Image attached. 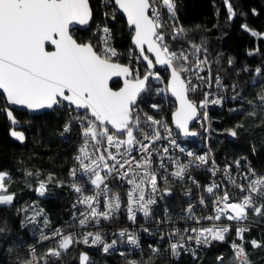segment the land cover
<instances>
[{
  "label": "snow or ice",
  "instance_id": "6c2138e0",
  "mask_svg": "<svg viewBox=\"0 0 264 264\" xmlns=\"http://www.w3.org/2000/svg\"><path fill=\"white\" fill-rule=\"evenodd\" d=\"M224 2L229 18L234 17L231 3L229 0ZM100 3L109 8L103 13L105 18L111 13V18L115 19L117 11L126 16L133 31V44L140 53L138 62L140 59L145 62L143 76L138 69L114 62L117 51L111 46V29L106 24L96 25L93 36L97 43L92 40L80 42L74 37L78 28H89L94 24V9L90 0H0V93L4 102L0 111L6 114L11 124L16 125L18 121L9 105L32 112L67 107L75 113L72 121L80 129L81 144L74 157L75 166L69 171L70 187L78 194L72 206L76 212L72 217L74 223L70 222L67 226L81 229H88L90 225L99 226L102 221L112 220L122 207L127 219L133 223L138 214H142L145 220H152L155 218L153 206L158 198L171 195L168 185L179 181L197 189L202 187L198 203L207 208L206 200H210L212 214L196 216L194 205L189 202L186 214L179 218L194 221V226L182 230L172 228L167 232L172 257L179 259L181 252H184L191 254L195 260L202 247L208 248L213 242H225L232 227L228 221L235 222L237 239L251 244L253 249L264 248V242L255 239L246 241L245 232L250 229L241 226V222L249 219L250 213L256 217L264 216V174L258 175L250 162L244 171L240 160H236L233 163L239 170L236 175L241 182H238L232 175V165L221 169L214 159L209 165V154L185 153L166 121L138 110L137 100L141 93L148 90L150 78L161 81L160 74L154 71L156 65L170 71L167 90L177 102L173 123L184 137L197 135L190 130L189 124L197 117L201 122L208 120L206 109L210 104L223 106L222 96L215 95L210 99L213 94L204 91L213 88L207 50L194 43H189L188 47L171 48L166 39L167 36L179 42L185 35L186 30L178 22L176 0H100ZM164 16L167 17L166 21L163 20ZM166 25L171 27V33L163 31ZM242 27L251 31L247 25ZM251 34L264 38V34L255 31H251ZM146 52L151 53L154 60ZM232 63L233 60L229 58L228 64ZM114 76L124 77V86L118 91L109 87V81ZM254 77L259 80L254 78L252 86L260 84L261 87L256 98L259 104L248 100L252 108L247 114L264 117V73L260 67L255 68ZM214 84L218 90H227L219 75L215 76ZM197 90L203 91L199 104L189 98L190 93ZM231 90L233 95L230 99L241 102L246 99L237 91L235 84L231 85ZM151 107L159 111V105L153 104ZM238 110L229 109L233 112ZM72 121L65 123L64 133L71 131ZM240 128L243 125L237 124L227 131L230 136L236 137ZM11 135L20 142L25 140L23 133L14 129ZM163 140L168 141L167 145H158ZM177 151L191 159L182 161L175 154ZM242 159L247 161L246 157ZM201 166H208L206 170L212 177L221 173L226 178V184L237 189L239 195L230 196L225 183L216 179L201 186L190 175L191 168ZM51 180L49 176L48 182ZM110 182L124 190L123 199L120 191ZM9 183L8 175L0 173V206L13 205L15 197L8 192ZM60 183L63 184V181ZM85 184L91 186V194H85ZM36 191L39 196H44L47 182H39ZM185 195L191 196V187H188ZM30 207L32 214L25 217L24 224L42 223L38 242L51 241L52 246L38 255L35 245H30L29 258L21 261V264H52L53 258L61 259L70 248L79 244L88 247L102 245L104 253L115 250L117 240L135 248L140 247L138 235L128 229L114 233L116 239L110 243L105 241L100 231L65 234L57 228L46 233L44 227L49 221L43 209L36 205ZM28 210L23 209L25 212ZM40 216L44 217L42 222L37 220ZM165 217L168 221L172 219L167 209ZM202 221L210 223L205 225ZM142 230L149 232L148 228ZM4 231L5 227L0 226V233ZM160 239L164 240L165 235L161 234ZM149 247L153 254L161 252L159 247ZM230 248L233 264H251L244 243L233 241ZM119 254L126 255L124 251ZM217 261L218 264H228L222 255L217 257ZM79 264H90L87 253L79 255ZM129 264L135 262L130 261Z\"/></svg>",
  "mask_w": 264,
  "mask_h": 264
},
{
  "label": "trees",
  "instance_id": "16d2710c",
  "mask_svg": "<svg viewBox=\"0 0 264 264\" xmlns=\"http://www.w3.org/2000/svg\"><path fill=\"white\" fill-rule=\"evenodd\" d=\"M235 12L234 17L229 18L224 0H176V14L178 22L183 26L185 37L207 50L206 56L211 65L213 77L219 75L228 83L229 93L231 85L246 99L241 102L227 100L223 106L214 105L210 109V134L209 143L211 149L219 161H231L239 155L248 157L252 165L264 170V117L248 115L252 105L247 103L252 100L259 104L256 99L261 91L260 84L252 86L254 70L257 67L264 73V38H258L251 34L255 31L264 34V0H229ZM94 9V24L89 28H78L74 36L81 42L92 40L97 43L92 29L100 23L109 24L112 40L115 46L123 53L122 61H128V53H132V60L138 63L137 69L142 76L146 69L142 59L131 44L132 29L127 25L123 16L117 11L115 19L105 18L103 13L109 8L103 7L100 0H90ZM165 20L167 17L164 16ZM242 25H247L245 30ZM163 31L172 32L167 25ZM168 39L170 47L175 42ZM181 39V42L186 40ZM180 41V40H179ZM249 53H253L249 55ZM231 58L233 63L228 64ZM132 66V64H130ZM248 70L245 71L244 69ZM163 84L166 86L167 70H159ZM119 81H113V87L119 86ZM155 86V82L149 80V87L139 98L137 105L151 113H166L170 117L175 108V102L166 94L149 91ZM166 99V101L164 100ZM193 101H195L193 99ZM235 103V104H234ZM159 105V112L151 105ZM168 109L165 110V105ZM0 106H4L2 93H0ZM231 108L239 109L236 112L229 111ZM15 115L29 126H25L26 142L21 143L10 136L11 124L6 114L0 111V172L5 171L10 178L8 192L14 194L12 206H0V226L6 231L0 233V264H21V261L29 258V246L35 245L37 254L45 252L52 242L39 243V228L43 224H24L25 217L32 214L30 206L36 205L43 209L49 221L44 231L57 226L68 227L72 221V202L75 192L70 187L71 177L69 171L74 164V154L77 151L80 137V129L75 121H72V113L67 107L54 108L38 115H32L27 111L14 109ZM259 112V107H257ZM72 121L71 131L63 132L65 123ZM242 124L243 128L237 129V136L231 138L228 129ZM192 128L198 130L199 125L195 122ZM194 145L195 140L188 141ZM253 146L255 151H253ZM31 173L32 175H29ZM205 179L203 173L195 172ZM52 180L48 182V177ZM41 181L47 182L46 194L55 201V208H43L36 189ZM63 181V184L60 182ZM173 189L172 197H181L189 185L174 182L168 185ZM192 189V186H191ZM178 201L180 199H177ZM178 201L169 200V204H177ZM28 208L27 212L23 209ZM43 216L37 217L42 222ZM245 232L246 241L256 239L264 242V216L254 220ZM153 242L148 238L142 240L141 252H135L125 256L111 251L104 253L95 246L88 247L83 244L74 245L63 254L61 259L53 258L52 264H79V255L86 251L92 260L90 264H127L138 259L137 264H218L217 257L222 255L228 264H233V253L226 242H213L208 248L199 252L198 258L182 254L179 259L167 258L160 254H153L147 243ZM251 264H264V248L253 249L251 244L244 242Z\"/></svg>",
  "mask_w": 264,
  "mask_h": 264
},
{
  "label": "built area",
  "instance_id": "2783aa9c",
  "mask_svg": "<svg viewBox=\"0 0 264 264\" xmlns=\"http://www.w3.org/2000/svg\"><path fill=\"white\" fill-rule=\"evenodd\" d=\"M163 20H165V18H163ZM105 24L110 28L109 24H107L106 22L100 23L99 25L103 26ZM92 31L96 32V26L92 29ZM183 39L186 40V41L185 42H181V40H180L179 42H175V44L171 48H177L179 46L188 47L189 43H194V42H192L190 40H187L185 35H184ZM110 43H111V46L113 48H115L116 51H117V56L113 58L114 61L123 62L122 61V58L124 57L123 53L121 52V50H119L115 46V44H114V42L112 40V33H111V41H110ZM194 44H196V43H194ZM127 58H128V61L130 62V63H127V64H129V65L132 64L131 67L133 69H137L138 63L135 62L134 60H132V53L131 52L128 53ZM124 63H126V62H124ZM211 72H212V70H211ZM212 75H213V73H212ZM214 80H215V77H213V88L212 89H204V91H209L210 93L213 94L212 96H210V99L214 98L215 95H220V96L223 97V103H225L227 100L235 101V100L230 99V97L233 95V92L229 93L230 91H228V89H229L228 86H230V85L222 80L223 85L225 86V88L227 90L226 91H221V90H218L215 87ZM193 82L197 83V81H193ZM161 90H166V86L163 84V82L155 83V86H153V88L151 90H149V91L150 92L151 91H155V92L162 93L163 96L166 94L169 98H171L168 95L167 90L166 91H161ZM189 98L191 100L194 99L195 101H193V102L199 104V102L203 99V91L197 90L195 93H190ZM164 100L166 101V99H164ZM213 106L214 105L210 104L208 106V108L206 109L207 112H208V120L201 122L200 117H197V119L195 120V122H197L198 125H199V129L197 130L198 131L197 137L195 139H193V140H195L194 145L189 144L188 142L182 140L179 137L178 132L175 130V128L171 124L170 117L168 118L166 113H164V112L163 113H151V112H148V111H146V110H144L142 108H139V107H138V110L141 113H148L149 115L154 116L156 119H162V120L166 121L168 123V126L171 128L173 137L177 140V143L180 144V146L185 149V153L190 151V152H193L195 155L209 154L210 157H211V159L209 161V165L211 164V160L214 159L215 162H216V165L219 168H221V169H223L226 165H232V175H233L234 178L237 179L238 182H241L239 176L236 175L237 171H239V170H237L235 168V165L233 163L236 160H240L241 169L242 170L246 171L248 162H250L251 167L256 171V173L258 175L259 174H264V170L260 171V170L256 169L252 165V163L248 159V157H246L244 155H239L238 157H236L235 159H233L231 161H228V160L219 161L216 158V156L214 155V153H213V151L211 149L210 143H209L210 109ZM167 109H168V104L165 105V110H167ZM142 119H143V116H142ZM162 135H163V133H162ZM167 143H168L167 140H163L161 142H158V145H161V144L162 145H167ZM80 144H81V140L79 142L77 151L74 154V157L78 154V149H79ZM185 153H179L177 151L175 154L179 155L182 161L187 162V160L191 159V158L187 157ZM243 157H246L247 161L242 159ZM74 166H75V164H73L72 167H74ZM207 167L208 166H201L200 168L193 167V168L190 169V175L192 177H194L197 181H199V184L201 186H204V185H207V184L211 183L213 179H216L218 181L224 182L226 187H227V189L229 190L230 196L237 197L239 195L237 189H235L231 185H227L226 184V178L223 177L221 175V173H217L216 177H212L211 173L206 170ZM196 171H198L199 173H203V175H205V179L201 180V176L197 175L195 173ZM78 179L83 180L84 178L78 177ZM177 182H179V181H177ZM187 185H189L191 187L190 184H187ZM111 186L114 187V188H117V184L116 183H111ZM84 187H85V194H91L90 191H89L91 186L85 184ZM117 190L120 191L121 197L123 199L124 198V190L120 189V188H117ZM186 191H187V189H185L183 191V193L181 194V197L180 196L172 197L174 193H173V189L171 188V195H169V196L166 195V196H164L163 199H159L158 198L157 204L153 206V211L155 213V218L152 219V220H145L144 217L142 216V214H138L136 222L133 223L132 221L127 219V213L124 210V208L122 207L120 212L117 213L116 216L112 220H110V221H102L101 224L99 226H96V227H93V226L90 225L88 229H81V228L75 227V226L71 227V228H67V227H65L66 225H57V226H54V227L46 230L45 232L46 233H51L52 230L57 229V228L62 229V231H64L65 234H67L69 232H71V233H80L82 231H93V232L100 231V233L104 237L105 241L110 243L113 239H116V236L114 235V233H117L120 229H128L129 231H133V232H135L138 235V238H139V241H140V247L139 248H135V247H133L131 245H128L126 243H122L120 240H117L116 249L115 250H110L109 252L114 251V252L119 254L121 251H124L126 253V255H128L129 253L132 254V253H135V252H141V249H142V246H143L142 245V240L144 238H148L150 241H153V242L147 243V246H148V248L150 250H151V248L149 247V245H153V246L159 247L161 249V252L159 253L160 255L165 256L167 258H175V257L171 256L170 250L168 249L167 232L170 229H172V228H179V229L182 230L185 227L194 226V223H195L194 221H191V220L185 221V220L179 218V217H181V216L186 214L185 213V209L188 207L189 202L192 205H194L193 211L196 214V216L199 217V216H202V215H205V214H209V215L212 214V205H211V201L210 200H206V203H208V205H209L207 208L201 206L198 203L199 196L202 193V187L200 189H197L195 186H192L191 196H186L185 195ZM205 195H207V194H205ZM77 196H78V194L75 193V197L73 199L72 206L76 202ZM174 199H175V201H178L177 199H180V200L177 202V204H174V205L168 203L169 200L171 202V200H174ZM165 209H167L168 215L172 218L171 221H168L166 219V217H165ZM74 212H76V209H74L72 207V215H71V217H73V213ZM77 215H79L78 212H77ZM256 219H259V217H256V216H254V215H252L250 213L249 219L247 221L241 222V226L249 228L250 225L252 223H254V220H256ZM222 220H223V218H222ZM209 223L210 222H208V221H202V224H205V225H207ZM217 223H220V222H217ZM227 223L232 226L231 227V231H230L229 234H227L226 241H225L228 244L229 248H230V244L233 241H235L238 244L239 243H244V241H240L239 239L236 238V235H235V233H236L235 222L234 221H228ZM143 228H148L149 232H144L142 230ZM161 234L165 235V239L164 240L160 239V235ZM245 240H246V238H245ZM46 242H51V241H46ZM46 242H43V243H46ZM51 246H52V244H51ZM192 246L195 247L194 243H193ZM95 247L97 249L102 250L103 246L99 245V246H95ZM203 249H204L203 247L201 249H199L198 250V254ZM182 254H186V253L181 252V255ZM186 255L191 256V254H186ZM132 261H134L135 264H137L138 259H134L133 258ZM127 264H129V263H127Z\"/></svg>",
  "mask_w": 264,
  "mask_h": 264
},
{
  "label": "water",
  "instance_id": "95a60500",
  "mask_svg": "<svg viewBox=\"0 0 264 264\" xmlns=\"http://www.w3.org/2000/svg\"><path fill=\"white\" fill-rule=\"evenodd\" d=\"M119 13L123 16V18L125 19V21H126V23H127L126 16H124V14L121 13V12H119ZM127 25H128V23H127ZM128 26H129V25H128ZM81 29H84V28H81ZM74 37H75V36H74ZM75 38H76V37H75ZM76 39H77V38H76ZM77 40H78V39H77ZM78 41H79V40H78ZM80 42H81V41H80ZM85 42H86V41H85ZM131 44H132V46L135 48V50L137 51L138 55L140 56L139 50L136 49L135 45L133 44V31H132V36H131ZM145 54L148 55L150 59H153V60H154V57L152 56L151 53H147V52H146ZM142 61H143V60H142ZM114 62H117V63L123 64V65H128V66H130L129 64L124 63V62H119V61H114ZM143 63L145 64L144 61H143ZM130 67H131V66H130ZM131 68H132V67H131ZM163 69L167 70V69H166L165 67H163V66L156 65L154 71L159 73V70H163ZM167 72H168V76H167V79H166V90L168 89V82H169V80H170V71L167 70ZM142 76H143V75H142ZM150 80L153 81V82H155V83H160V82L162 81V79H161V81H156V80H154V79H152V78H150ZM113 81H119V82H120L119 86H117V87H113V86L111 85V83H112ZM123 86H124V77L114 76V77H112V79L109 81V87H111L114 91H118V90H120ZM167 93H168V95H169V96L174 100V102H175V108L172 110V112H171V114H170V120H171V124H172V126H173V127L175 128V130L178 132L179 137H180L182 140L188 142V141H190V140L195 139V138L197 137V135H198V131H197L196 129L192 128V125L195 123V120H196V119L190 122V124H189V128H190L191 131H195V132L197 133V135H196V136L184 137L183 134L180 133V131H179L178 129H176L175 124L173 123V114H174V112H175V110H176L177 102L175 101V98L172 97L170 90H167ZM142 94H143V93H141V96H142ZM141 96H140V97H141ZM140 97H139V98H140ZM139 98H138V100H139ZM138 100H137V102H138ZM8 107H10V108L12 109L13 114H14L15 118H16L17 121H18V123H17L16 125L11 124V122L9 121V123L11 124V128H10V131H9L10 136H11L14 140H16V139L11 135V131L14 129V130H16V131L22 132L23 135L25 136V140H24L23 142H21V143H25V142H26L27 137H26V132H25V130H24V127H25V126L28 127L29 124H28L27 122L21 121V120L15 115L14 109L27 111L28 113H30V114H32V115H38V114H41V113H43V112H45V111L52 110V109H42V110H39V111H36V112H32V111H29V110H27V109H25V108H23V107H19V106H10V105H9ZM53 109H54V108H53ZM230 137H231V138H235V137H232V136H230ZM16 141H18V140H16ZM19 142H20V141H19ZM167 196H169V195H167ZM84 253H87V254L89 255V258H90V261H91V260H92L91 255H90L88 252H86V251H84Z\"/></svg>",
  "mask_w": 264,
  "mask_h": 264
},
{
  "label": "rangeland",
  "instance_id": "374dc122",
  "mask_svg": "<svg viewBox=\"0 0 264 264\" xmlns=\"http://www.w3.org/2000/svg\"><path fill=\"white\" fill-rule=\"evenodd\" d=\"M0 173H6L5 171L2 170ZM12 194V193H11ZM40 203L42 207L44 208H49V209H54L55 208V201L52 197L48 196L45 194L44 196L41 197Z\"/></svg>",
  "mask_w": 264,
  "mask_h": 264
}]
</instances>
